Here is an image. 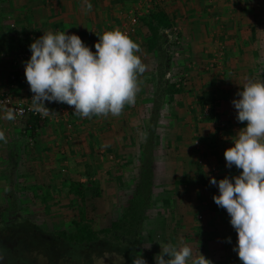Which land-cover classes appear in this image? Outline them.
I'll list each match as a JSON object with an SVG mask.
<instances>
[{
	"label": "rangeland",
	"instance_id": "rangeland-1",
	"mask_svg": "<svg viewBox=\"0 0 264 264\" xmlns=\"http://www.w3.org/2000/svg\"><path fill=\"white\" fill-rule=\"evenodd\" d=\"M24 1L3 0L2 3L3 25L19 40H23L25 34L28 35L25 31L27 26H24L25 11L20 7ZM135 27L137 25L134 26L133 33ZM171 30L170 39L160 33L161 37L153 49L157 51L156 56L160 57V64L163 65L162 58L167 55L166 46H169L171 58L166 57L165 60H170L173 65L170 70L160 67L151 77L155 75L160 84L154 91L163 89L165 94L176 93L179 97L186 95L190 99L191 106L187 104L184 112L189 113L191 126L186 130L181 128L183 134L170 135L171 132L166 131L169 113L164 106L156 136L149 135L143 148L135 150L140 141L139 135H136L137 129H127L124 138L131 143L130 147L127 146L129 149L122 153L111 152L104 148L102 137L101 140L97 137L96 143L88 137L87 124L92 117L84 118L75 114L74 108L66 103L51 109L56 117H63L58 121L52 118L35 136L23 138V142L14 140L20 141L25 150L22 153L15 150L9 154V168L2 169L3 174H0V264H132L133 258L138 255H142L147 264H155V256L161 252L164 244L169 243L177 248L184 245L191 247L192 257L188 264L200 253L211 264L237 263L236 259L225 252L221 254L223 250L209 252L207 244L214 241L213 232L205 231L202 238L196 234L194 226H191L198 222L206 223V218L202 220L204 215H199L195 209L197 201L193 199L194 192L188 186L187 177H191L193 171L198 172L200 166L204 168L203 158L208 148L215 146L219 157L225 160V150L234 146L233 140L238 130L245 127L247 122L220 118L221 110L224 115L237 114L232 103H224L226 98L231 101V98H237V91L231 93L232 97L229 90L228 97L227 93L223 96L221 92H215L217 94L212 99L203 95L207 91L200 89V80L196 83L197 78L203 74L214 76L217 80L223 76L219 68L223 54H218L217 50L216 57L208 61V66L203 67L201 72L196 60L188 53L182 55L184 49L178 27ZM31 54L30 47L23 44L18 50L7 47V50L0 53V62L18 68L15 63H24L30 59ZM14 65L17 66L13 67ZM261 75L262 79L258 82H264V73ZM249 80L245 76L244 80L234 82L243 86ZM241 90L242 88L239 91ZM174 99H177L176 96ZM202 102L203 106L200 105ZM18 125L23 127L22 124ZM47 127L55 128L45 138L42 136ZM149 129L151 128L147 126L145 132L148 133ZM51 136H55L52 140L53 147L51 143L46 144V139L50 141ZM55 139L57 140L54 141ZM144 157L152 167V195L149 206L144 211L139 246L132 249L133 255L129 253L127 258L102 252L98 257L96 254L86 256L56 239L57 233L61 231H74L72 221L80 204L68 190L70 183H81L87 187L95 184L99 187L98 197L86 190V218L95 228L109 227L112 222L120 219L133 197ZM235 170L242 171L236 167ZM4 172L9 179L1 177ZM18 178H21L20 181ZM225 211L226 209L221 214L226 215ZM102 240L108 244V239ZM222 245L227 247L230 243Z\"/></svg>",
	"mask_w": 264,
	"mask_h": 264
},
{
	"label": "crops",
	"instance_id": "crops-1",
	"mask_svg": "<svg viewBox=\"0 0 264 264\" xmlns=\"http://www.w3.org/2000/svg\"><path fill=\"white\" fill-rule=\"evenodd\" d=\"M87 2L92 4L90 12L85 11V0H25L20 7L25 11L23 13L25 16L24 26H27L25 31L31 41L40 38L47 32L55 34L63 31L68 35H78L93 52H95V43L99 42L98 36H102L105 31L122 30L128 24L131 13H137L139 23L130 38L139 46L143 44V47L140 46L141 51L136 54L140 56L146 66V71L138 76L139 91L136 102L134 105H125L119 116L94 115L90 123L87 124L88 137H91L95 143L97 137H102L104 148H107L108 151L122 153L129 149L127 146L131 143L125 139L127 129L131 131L137 129L136 135H139L140 141L135 146V150L143 148V145H146V139L149 140V135L156 136V128L160 125L158 121L164 106L167 107L169 113L166 118V131H170V135L183 134L181 128L186 130L191 126V117L189 113L184 112L187 104L191 106L190 99L186 95L179 97L176 93L165 94L163 89L158 92L154 91L159 88L160 84L156 81L155 75L151 77L152 73L156 74L160 67L170 70L173 62L165 60L166 57L171 58L169 46H166L167 55L162 58L163 65L160 64V57L156 56L157 51L148 46V40L151 37L148 28L149 16L153 13H159L165 17L167 27L159 31V34L162 33L165 38H167L165 30L170 34L172 28L178 27L184 49L182 55L188 53L191 58L196 60L201 72L203 67L208 66V61L212 60L214 56L216 57L218 51V54H223V61L219 66L223 76L221 75L218 80L207 74L197 78L196 83L200 80L198 84L200 89L207 91L203 94L205 97L210 96L213 99L218 92H221L223 96L224 93H227L228 97V90L232 97V92H238L243 87L237 85L234 80H244L245 76L253 81L262 79L261 74L264 73V0H87ZM152 26H155V23ZM15 64H18V68L17 65L13 66L16 68H12L10 64L5 65L0 62V95L4 92H10L14 96H26L32 93L30 85L26 81L24 63ZM15 74L21 75L23 80L20 82L14 80V87L10 88L12 84L10 79ZM175 96L177 99H174ZM235 97H237L235 99H239L237 94ZM170 98L173 99L168 103ZM231 99L233 100L234 97ZM224 100L225 104L232 103L229 98ZM63 104L65 103L45 102V106L50 111ZM219 112L220 118L223 120H237V114L228 116L224 115L223 110ZM147 126L151 128L148 133L145 132ZM43 127L41 126L36 133ZM54 128L47 127L42 137L47 138L49 133H53ZM0 131L4 132L7 141L6 143L0 141V174H3L1 173L2 169L9 168L7 163L9 154L15 150L18 153L24 152L25 148L20 141L32 135L28 132L25 136L26 131L21 125L5 120L1 114ZM54 138L55 136H51L50 141L46 139V144L51 143L53 147L52 140ZM16 139L20 141H14ZM171 143L169 142V144ZM152 148H155L154 143ZM207 151L203 158L204 168L199 167L203 173L193 171L191 177H187L188 186L194 192L193 199L197 201L195 209L199 215H204L202 220L206 218V223L198 222L191 226H194V231L202 238L205 231L213 232L214 241L207 244L209 252L223 250L221 254L225 252L237 260L235 263L242 264L238 253L233 251V248L238 244V234L230 224V216L221 214L224 208L214 203L213 196L219 195V189L209 182L210 177H215L219 181L226 176L229 178L238 176L241 171H236L234 165L231 169L226 167V160L219 157L215 146L208 148ZM43 168L45 169V167ZM1 177L7 179L8 175L4 172ZM19 179L21 178H18V181H20ZM224 216H226L224 222L221 223ZM228 237H231V243L227 247H223L222 244L227 243L226 238ZM221 238H224V241H221ZM200 242L206 244L202 240Z\"/></svg>",
	"mask_w": 264,
	"mask_h": 264
},
{
	"label": "clouds",
	"instance_id": "clouds-1",
	"mask_svg": "<svg viewBox=\"0 0 264 264\" xmlns=\"http://www.w3.org/2000/svg\"><path fill=\"white\" fill-rule=\"evenodd\" d=\"M85 11L92 4L85 0ZM95 43V52L76 34L47 32L30 45L31 57L24 62L26 81L33 93L29 111L47 117L53 111L45 102L66 103L84 117L119 116L125 105H134L139 91L138 76L146 71L140 46L119 29L105 31ZM239 99L232 104L236 119L247 122L224 152L226 167L242 170L238 176L209 182L219 189L214 203L226 209L230 224L238 234V253L242 264H264V82L249 80ZM5 120H15V110L7 108ZM0 141H6L0 131ZM231 243V237L226 238ZM161 247V246H160ZM192 249L164 244L155 264H188ZM2 259V257H0ZM132 264H147L142 255ZM191 264H211L201 253Z\"/></svg>",
	"mask_w": 264,
	"mask_h": 264
},
{
	"label": "trees",
	"instance_id": "trees-1",
	"mask_svg": "<svg viewBox=\"0 0 264 264\" xmlns=\"http://www.w3.org/2000/svg\"><path fill=\"white\" fill-rule=\"evenodd\" d=\"M2 3L3 0H0V53L5 51V49L7 50V47H13L18 50L21 44L30 47L32 42L27 34H25L26 36H24L23 40H19L3 25ZM149 17L148 28L151 37L148 40V46L153 49L159 37H161L159 36L160 29L167 27V22L165 17L159 13H153ZM153 23H155V26H152ZM24 49L27 50L26 48ZM20 76L15 74L14 79L20 82ZM200 105L203 106L204 103L202 102ZM41 126L36 119L31 118L26 122V126H23V130L25 129V133L29 132V134L34 135ZM198 172L203 173L201 169H198ZM68 190L75 195L80 206L78 205V212L72 221L74 231L57 233V240L70 245L71 249L78 250L86 256L96 254L98 257L103 252L128 258L129 253L134 254L132 249L139 246L144 211L149 206L152 195V167L146 157L142 159L139 182L135 185L133 197L129 200L127 207L124 208L120 219L112 222L109 227L103 229L95 228L92 226V222L90 223V220L88 221L86 218V210L84 208L85 195L90 192L93 196L98 197L100 192L97 185L90 184L87 187L81 183H70ZM102 238L108 239V244L103 243L104 240ZM119 246L123 247L120 248Z\"/></svg>",
	"mask_w": 264,
	"mask_h": 264
},
{
	"label": "built area",
	"instance_id": "built-area-1",
	"mask_svg": "<svg viewBox=\"0 0 264 264\" xmlns=\"http://www.w3.org/2000/svg\"><path fill=\"white\" fill-rule=\"evenodd\" d=\"M138 23V15L137 13H131L129 19H128V24H126L123 28H122V32H124L125 34H127L129 37L132 35L133 31H134V26H136ZM165 35L167 38H171V35L167 32V30H165ZM14 77L11 78V86L10 88H13V82H14ZM33 94H27L26 96H14L12 95L10 92H4L3 94L0 95V114L4 117L5 111L7 110V108H12L15 110V115L16 118L15 120H12L11 122L13 123H18V124H22L24 127L26 126V122L28 120H30L31 118L36 119L40 125H45L49 120H51L52 118H55L56 121L60 120V117L63 116H57L56 114L51 113L50 115H48L47 117H42L40 114L38 113H34L32 111H29V107L32 103L31 99H32ZM226 214L227 211H225ZM229 215V214H228ZM200 218V217H199Z\"/></svg>",
	"mask_w": 264,
	"mask_h": 264
}]
</instances>
